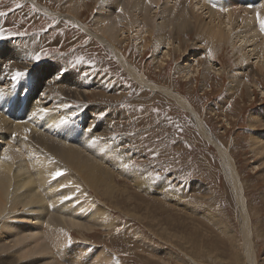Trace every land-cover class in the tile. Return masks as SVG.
I'll use <instances>...</instances> for the list:
<instances>
[{"label":"rangeland","instance_id":"374dc122","mask_svg":"<svg viewBox=\"0 0 264 264\" xmlns=\"http://www.w3.org/2000/svg\"><path fill=\"white\" fill-rule=\"evenodd\" d=\"M147 1L149 0H146V3H148ZM165 1L166 0L161 1L157 6L152 4L153 7L149 12L152 13L150 15L153 17V20L164 5L169 4V6L172 7L174 3L177 5L180 3V0H170L169 2L167 0V3H164ZM214 2L219 8L223 4L231 6L237 3L236 0H214ZM62 3L63 0H0V12L5 13V15L0 16V30H3L4 37L0 39V88L3 89V91H0V95L6 96L9 100H13L14 102H19L22 107L19 108L20 111H15L16 114H12L11 112L8 113L10 107L4 108L0 106V117L9 123L0 128V151H4L5 153H1L5 155L6 152L9 154L10 151L12 153L22 152L24 147L19 145V140H22V136L26 139L27 144H29L30 141H33L32 144L30 143V146H37L38 140H42L44 135L48 137L52 136L51 138L49 137L50 140L53 139L52 143L55 141H57L56 143L62 141L63 138L60 132L65 129V126L68 128L67 125L69 119H67V117L63 118L62 124L56 125L58 127L52 126L48 129L44 127L43 130V127L40 128V124H35V122L31 123L28 118V112L24 115V109L29 103L28 98L30 97L33 98L35 102H39L40 100L41 106L36 107V109L42 107L38 109L40 111L36 109L32 110L38 116L43 110L46 112L49 110L47 113H44L43 111L44 116H47L52 110L53 113L54 111L58 112V107L64 106L62 109L65 108V111L68 109L70 110L68 112L72 113L74 111L75 113H73L74 115H71L73 118H70V121L72 122V128L77 137L80 136L79 134H84V131H86L89 125L93 126L91 128H93L98 135L95 136L96 138H91L86 131L84 139L77 142L76 144L78 145L76 147L79 149L82 148L83 151H87L84 152V154L89 156L91 152L88 150L92 144L98 146L100 150H103V147L100 145H103L104 147L107 146L109 155L106 158L107 161L105 160L106 165L104 164L105 161L99 162V160V163H96L105 169L106 167H110L108 168V171L113 170L110 172H112V174L114 172V176L118 179H116L118 183L117 185L120 186L119 188L121 189L116 190L111 198H107L101 187V192L96 195L92 189L89 188V190L84 188V184L79 180L74 181L76 180L74 179V173H77L76 170L73 168L71 169L68 166L65 167L67 170L64 169L63 162L59 159V156L51 157L48 155L49 157H47L45 154L44 156L40 154L37 155V157H46L48 161H50V164L52 163L51 165L56 167L55 169L52 168L53 171L55 170L54 172L62 171L64 173V175L59 178H53V180L51 178V183L55 182V184H59L58 181H63L62 183L60 182V184H64L63 187H60V184L55 186H59L61 191H63V188H67L71 193L68 192L66 196H72V200L75 199L74 201L71 199L66 201H64V199L60 200L61 195L55 199V201H63V210H71L73 218H70L71 215L70 213L68 214V212L66 213L69 217L65 212L63 214V210L58 211L62 212L60 213L61 215H64L60 216L55 209L52 210L51 208L52 211L49 216L53 219L58 218L63 224L54 225L52 223L49 225L47 222L48 226L46 229L59 228V239L64 241V244L58 243L59 245L53 246L52 248L59 254L61 252H66V254H60L64 257H61L58 254L62 259L64 258V261H67V256H71L70 260L73 258L76 260L75 258L81 253V249H83V251L85 250L84 255L86 256V254H88V256H86V261L84 260L83 264H88L89 261H91L88 260L89 257H93L95 254L96 256L112 255L114 257L113 259H119L121 264H251L245 253L246 250L240 227L242 221L240 219V212L238 211L234 195L231 192V186L222 173V165L218 149H216L215 146L207 140L203 134H201L202 132H199V123L197 117L193 114L194 110H184L174 101H170L166 98L162 93L146 90L131 77L129 72L123 68L121 61L116 54H114L111 47H107L101 40L97 39V35L95 34L98 33L94 30L93 23L97 8L94 7V5H91V11L87 9V11L84 12V22H81L82 24H80L75 23L66 16L62 18L59 17V14H68L66 13L68 12L66 11V8L62 6ZM130 3L131 2H124L123 6H128ZM142 9L143 6H139V10L137 11L139 17L143 15L140 13ZM201 11L202 10H199V15L204 19L208 14H206L204 10ZM155 21L160 23L161 19L159 20L158 17ZM122 22L123 21L119 23L117 31L119 32L120 29H126L125 33H123L125 30H120V34L123 33L122 36H125L123 38V40H125L122 44L123 48L121 47L124 49L123 61H127L139 73L142 74L143 72L144 74L145 72L149 83L152 85L166 87L171 85L173 81L177 92L186 98V100L196 108V111H198L197 116L200 117L199 120L206 128V131L211 134L213 139L219 145H223L231 151L230 154L244 186L248 204L247 208L250 211L252 227L251 243L254 252V262L255 264H264V163L260 160L261 156H255L251 152V146H249V143L250 138L253 137L254 130L250 128L248 123L249 116L254 113L257 114L256 110L258 111L264 108V88L252 85L254 79H258L259 76L256 75V77H250L249 83L251 88L242 85L240 88V94H232L229 91V88L232 85L231 78L240 74L241 70L236 62L237 56L235 51L231 49V46L226 45L225 48H220L219 50L218 46L215 45L213 48H215L216 51L215 49H211L212 46L208 47L209 49L205 48L206 51L203 54V60H207V55L210 56L212 58L209 61L210 64L214 63L212 65L213 67H216L215 70L209 72L206 71L208 72L207 74L209 77L205 79L203 73L204 70L202 68L205 63H201L203 60L200 58V61L191 62V60L194 59L193 54L195 52H193V50L196 51L202 49V45H204L197 43L195 49H192V44H196L197 41L196 35H191L189 42L184 38L182 39V41L184 40L183 43L187 42L184 46L189 49V52L187 51V54H184L187 55L186 57L181 54V52L178 53L174 50L168 49L165 45L162 46L163 48L161 46L160 48L158 47L160 49L158 51L154 38L147 37V35L148 49L144 51L141 47L143 44L142 39L136 36L137 31L139 33V30L137 29L136 31L135 29L133 32V30H130L127 27L128 24H126L125 21ZM236 29H238V27ZM144 31H146V29L143 30V32ZM92 32L95 34H92ZM118 32L117 35H119ZM122 36L119 38H122ZM146 39L144 43H146ZM12 42L15 43V46L20 45L22 47H18L14 52L17 51L15 56L19 59L25 56L24 65L25 71L27 70V76L24 75L22 76L23 78L20 77L17 80L12 79V76L14 75L13 73H15L14 67L10 69L8 68V64L11 60L9 59L5 62L2 58L3 53H1L4 44H12ZM253 44L251 43L250 46ZM239 45L240 43L237 44V46ZM197 47L198 49H196ZM252 48L253 47H249L248 50H251ZM19 49L22 55H20L21 53H19ZM167 50H169V53L172 55V59L169 61L167 60L168 65L165 68H161V66L158 67V65L156 66L154 64V59L157 60V58H160L162 56L161 54H164ZM36 54H39L41 57L38 62L31 59V57ZM251 59L246 63L248 66L253 64V67L257 60L256 56ZM78 60H80L79 63H77ZM31 62L33 63L31 64ZM189 63H199L200 67L198 68L200 69V72L198 74L195 73L197 76L186 82L184 78L175 75V72L178 65H186ZM153 64L155 66H153ZM243 64H245V62ZM73 65H75V67H73ZM40 66H42V69L39 68ZM43 66L45 67L44 73L49 69H53L56 73L60 74L61 77L58 79L61 80L63 76H65L67 83H70V85L65 88V81L62 82L60 88L62 87L64 90L68 88L75 92H81V94L79 93V96H76V98L70 97L71 99L68 101L65 99L64 95L61 97V95H59V89L54 86L53 82L45 81L43 76L38 75L40 69L43 70ZM195 68L197 67L195 66ZM253 68H257V71L261 73L258 66L256 67L255 65ZM85 73H87V75H85ZM261 75L263 76H261V82L264 85V71H262ZM68 89L67 91H69ZM99 94L101 96H99ZM225 106L226 110L223 111ZM58 115L59 114H57V116ZM30 123L31 125H29ZM42 123L43 121L41 122V125ZM7 125H9V127ZM10 125L13 126L11 127ZM37 125L39 127H37ZM20 126L25 127L27 131L26 134L19 133V136L17 133L18 131L14 128ZM31 126H35L36 130ZM74 127H77V129ZM84 128L85 130H82ZM107 128H110L108 132ZM52 129L53 131L51 132ZM48 131H50L51 135ZM258 132L264 133V129L261 125L256 129V133ZM10 135L15 138H12ZM56 136H58L57 139ZM28 137L30 139H28ZM113 137L114 140L111 139ZM112 141L114 146H117H115L116 149L115 147L113 148ZM88 143H91V146H88ZM53 145H56L55 147L57 148V144L53 143ZM110 148L112 150H110ZM118 148L120 151L123 150V152H121L123 154L120 153ZM41 151L43 150H38L37 152L41 153ZM114 158H116V161H114ZM128 158L130 162L127 160ZM21 159L18 157V160L15 159L13 163L16 164L18 162L22 165L25 162V159L26 161L28 159V161L31 162V157H26L24 161L23 157H21ZM19 160L21 162H19ZM118 160L121 162H118ZM26 164L24 167L31 165V163L28 166H26ZM121 165L127 170L128 175L133 173L132 175L134 176L137 172L136 175L138 176L139 181H145L148 184L142 183L141 181L139 182L138 180L135 181L134 177L132 178V175L131 177L129 175L128 178V176H126L127 174H120L119 169L120 171L122 170ZM11 168L13 170V167ZM140 171L141 174L143 173L146 176H142ZM143 177H146V179ZM30 178L32 180V177ZM33 178H35V176H33ZM63 178L65 181L67 179V182H64ZM163 182L165 184H163ZM196 183L203 185V189L205 188L204 191L196 195L203 196L206 194L209 198L208 202L198 199L196 200V195L194 193L195 190L193 191L195 187L194 184ZM135 184L138 185L136 186ZM159 184L165 188L158 190V187H161ZM138 187L140 189H138ZM56 189L58 190V188H53V190ZM56 191L54 192H60ZM172 191L175 193L172 194ZM48 194L46 193L44 195L48 196ZM177 195L181 197H178ZM57 198H59V200ZM87 201H90L92 205ZM84 203H86L84 205L86 207L85 210L89 211L87 207L90 204L89 209L92 206L93 209L91 208L89 212L96 213L97 215L101 213L102 216L104 215L109 217V219L118 221V224H116L113 229H110V231L98 228L96 231L93 230L94 232L92 233L83 232L85 235H81L76 229H68L73 223L78 225L84 223V220L85 222L86 220L88 221V218L85 217L87 216L85 213L87 211L83 209L85 208L84 206L82 211H76L77 216H80L78 219L75 217L76 212L73 211V209H78L81 207L80 205H83ZM140 203L141 205H139ZM55 204L57 206L56 202ZM94 207L99 212H95L96 210L94 211ZM191 207L195 210L192 211V213L190 210H193V208L191 209ZM35 208L36 207H21L19 209L20 211L17 212L19 214L15 213L8 218H4V213L0 215V218L2 216V219L6 220L5 222L7 225L12 226V228L15 227L12 230L13 235H10L9 233L8 238L4 239V241L2 240V244L0 242V248L4 247V245L6 246V244L9 247L3 249L4 251L6 249L8 251H3L4 253L1 251L2 253H0V257L5 254L7 257H13V252L15 253L14 255H16L17 250H26L24 249L26 248L24 246H27V249H30L36 245L34 240L36 241L35 234L37 232H34L35 225L38 224V222H36L37 220L35 217L33 218L34 214L37 215L35 212L37 209ZM27 212H30L31 214H28ZM52 213L57 215L52 216ZM101 215L98 216L101 217ZM206 215H211L212 217L215 215L214 218H216V220L219 219L222 221L223 225L230 230L227 231L228 234L225 233L224 235L214 226L215 224L212 220H209ZM19 216H21V218ZM27 216H29V219ZM61 217H64V219ZM65 217L69 219L67 220ZM100 217L96 218L100 219ZM2 219H0V223H2ZM75 219L76 223L74 221ZM46 229H44V234L47 231ZM160 229H163L164 231H159ZM43 233L41 232L40 234ZM163 234L165 236L168 234L171 236L172 234V236H167L165 239ZM67 235H69V237ZM18 236L21 239H19ZM52 236L53 235L51 234L50 237ZM176 236L179 238L176 239ZM22 237H24L26 241L24 238L22 239ZM41 237L42 239L44 238L42 241H45V244L56 242V240H52L51 238L50 241L49 236L43 235ZM182 237L187 240H184ZM170 239L173 242L169 241ZM13 240L14 242H12ZM82 241L84 243H82ZM41 244L43 245L42 242L40 245ZM185 246L188 247L190 251L187 250L188 248ZM39 247L40 246L37 245L36 249L38 250ZM192 250H196L200 252V254L197 256ZM105 251L106 253H103ZM31 253L33 254L28 255L27 252L26 257L24 256V258L16 261L17 264H22L24 261L27 262L30 260H36L35 264H37V261L38 264H47V261L48 264H52L53 262V259L50 260L51 262L47 260L46 253H43V255L42 253L37 254L36 251H32ZM34 254L35 256H33ZM40 254L42 256H40ZM48 255L51 256V254ZM53 258H55V256H53ZM79 258L80 257H78V259ZM64 261L62 262L64 263ZM94 262L95 261L89 264H94Z\"/></svg>","mask_w":264,"mask_h":264},{"label":"bare ground","instance_id":"6f19581e","mask_svg":"<svg viewBox=\"0 0 264 264\" xmlns=\"http://www.w3.org/2000/svg\"><path fill=\"white\" fill-rule=\"evenodd\" d=\"M56 1H59V0H56ZM161 1H163V0H149V1H147L148 3H146V0H63L62 6H64V8H66V11H68L66 13H68V14H65V15L59 14L60 15L59 17L62 18L64 16H66L67 18L74 21L75 23L82 24L81 22H84L83 17L85 18V16H83L84 12H86L87 9L89 11H91V5H94V7L97 8V13H96V16L94 15L95 18L93 19L94 20L93 23H94V30L98 34H95L93 32H92V34L97 35V39L101 40L103 42V44H105L107 47H109V46L111 47L114 54H116V56L121 61L123 68L129 72L131 77L140 86H143L146 90H152V91L162 93L166 98H168L170 101L171 100L174 101L177 105L181 106L184 110H187V111H193L194 110L193 114H194V116L197 117L198 123H199L198 124L199 132H202L201 134H203V136L207 140H209L215 146L216 149H218V154H219L220 159H221L220 161H221V165H222V173L224 174L225 178L228 180V183L231 186V192L234 195V198L236 200V204L238 206V211L240 212V219L242 220L240 227H241V233L243 236V243L245 245V250H246L245 253L247 255V258L250 260L251 264H255L254 252L252 250V243H251L252 227H251L250 211L247 208L248 204H247V197H246L245 191H244V186H243V183H242L240 176L238 174L236 165H235V163L232 159V156L230 154L231 151L227 147H225L223 145H219L213 139L211 134L206 131V128L204 127L202 122L199 120L200 117L197 116L198 111H196V108H194L190 104V102L188 100H186V98H184L183 96H181L177 92L176 87L173 84V81H172L171 85H168L166 87L165 86L164 87H159V86L157 87L156 85H154V84L152 85L151 83H149L145 72H144V74H143V72L141 74L134 67H132L131 64H129L127 61H123L124 49H122L123 48L122 44L125 42V40H123V38L125 36L123 37L122 34L126 32V29L125 28L120 29L122 31L125 30V31H123L122 34H120V30L118 29L119 30V32H118L117 28H118V25L121 21H123V22L125 21L126 24H128L127 27L130 30H133V32L135 29H136V31L138 29L139 33L137 31L136 36H138L140 39H142L143 44L141 45V47L144 51L148 49L147 48L148 42H147L146 38L147 37H153L154 41L156 43V48H158V47L160 48V46L162 47L165 45L168 49L174 50L175 52H178V53L181 52V54H183V55L185 53L187 54V51L189 49H187L184 46V45H186L187 42L183 43L184 40L182 41V39L184 38V39H186V41L189 42L191 35L194 34L197 37V41H196V44L191 43L192 49H195V45H197V43L204 44V45H202L203 46L202 49H198V47H197L196 49H198V50H196V51L193 50V52H195V53L193 54L194 59L192 58L193 60H191V62L200 61V58L203 60V58H202L204 56L203 54L206 51V49L210 46H212L211 49H213V50L215 49V48H213V47H215V45L218 46L219 50H220V48H225L226 45L231 46L232 47L231 49H233V51H235V54L237 56L236 62L238 64L239 69L241 70V73L237 72V73H240L237 76L232 75L233 76V78H231L232 85L230 86L229 91L232 94L237 95V94H240V91H241L240 88L242 87V85H245L247 88H251L250 83H249L250 77H256V75H258L259 78L258 79L255 78L253 81L254 83L252 85H257L260 88H264V85L261 82V76H262L261 73H262V71H264V31L261 30L259 20L257 19V13H259V15L261 17H264V7H261V5H264V0H236L237 3L235 5L233 4L231 6H228L226 4H223L220 8L217 6V4L214 2V0H198V1L197 0H180L179 5L174 3V5L172 7H170L169 4L164 5L162 8L160 7L161 11H159L156 14V17L153 20V17H151V15H150L152 13L149 12V10L153 7L152 4H154V6L155 5L157 6ZM166 1L164 3H167ZM169 1L170 0H168V2ZM177 1H179V0H177ZM195 1H196V3H195ZM124 2H127V3L131 2V3L128 6L126 5L124 7L123 6ZM171 3H173V2H171ZM213 5H215V7H213ZM139 6H143V9L140 11V13L143 15L140 17L137 15V11L139 10ZM198 7H199V9H198ZM121 8H122V11H121ZM195 9H197V10H195ZM221 9H226V11H222ZM199 10H202V11L204 10L206 12V14H208V15H206L207 17L205 16L206 18L204 17V19H203V17L201 15H199ZM200 14H202V13H200ZM158 17H159V20L161 19L160 23H157V21H155L156 18H158ZM121 24H120V26H121ZM237 27H238V29H236ZM145 29H146V31L143 32V30H145ZM117 32L119 33V35H117ZM146 35H147V37H146ZM121 36H122V38H119ZM145 39H146V43H144ZM253 42H254V44H253ZM238 43H240L239 46H237ZM251 43L253 44L252 46H250ZM11 45H12V47H11ZM18 47L22 48L20 45L15 46V43H13V42H12V44H10V43L4 44V48L2 49L3 51L1 50V53H3L2 58L4 59L5 62H7L9 59L11 60V62L8 64L9 69L14 67L15 72L17 70H19L21 72H25V65H24L25 64L24 63L25 56L23 57L24 59L23 58L19 59L15 56L17 51L16 52H14V51ZM249 47H253V48L251 50H248ZM159 48H158V51L160 50ZM215 51H216V49H215ZM19 53H21L20 49H19ZM23 54H24V52H23ZM20 55H22V53ZM161 55L162 56L160 58H157V60L154 59V62H155L154 64L156 66L158 65V67L161 66V68H165L168 65V61L172 59V55H171V53H169V50H167L166 52H164V54H161ZM158 56H159V54H158ZM184 56L186 57L187 55H184ZM254 56H256V59H257L255 61V65H256V67L257 66L259 67V70L261 73H259L257 71V68H253V67H255V65L253 67H252L253 64L250 66L247 65L248 61H250L251 58H254ZM18 57H20V56H18ZM185 57H183V58H185ZM211 59L212 58L207 55V60L204 59L206 62L204 60L203 61L201 60L202 61L201 63H205L202 66V68L204 70L203 73H204L205 79L209 77V75L207 74L209 71L216 69V67H213V65H212L214 63L210 64L209 61ZM244 62H245V64H243ZM32 63L33 62H31V64ZM154 64H153V66H155ZM245 65H247V66H245ZM195 66L197 68H195ZM41 67L42 66H40L39 68H41ZM198 67H200L199 63H196V64L189 63L186 65H178L176 67L177 70L175 72V75H178V76L184 78L186 82L190 81L192 78L197 76V75H195V73L198 74L200 72V69ZM44 68L45 67L43 66V70H41L42 68L40 69V71L38 72L39 73L38 75L43 76L45 81L53 82L54 86L59 89V91H60L59 95H61V97H63L62 95H64L65 99L68 101L71 99L70 97L76 98V96L77 97L79 96L78 95L79 93L81 94V92H75L73 90H69L68 88L67 89L69 91H67V89L64 90V88H62V87L60 88V85L62 84V82L66 81L65 76H63V78L60 80V79H58L61 77L59 73H56L53 69H49L47 72L44 73ZM206 71H208V72H206ZM219 71H221V70H219ZM235 74H236V72H235ZM229 77H230V75H229ZM29 79H30V77H29ZM65 84H66L65 88L70 85V83H67V81ZM97 84H99V83H97ZM22 85H24V84H22ZM20 92H22V91H20ZM16 93H17V91H16ZM99 96H101V95L99 94ZM28 100H29V103L27 104L28 106L26 105V107L24 109V115L26 112H28V118L30 119L31 123L35 122V124L36 123L40 124V128L43 127V130H44V127L48 129L52 126L62 124L63 118L67 117V119H69V123H68L69 126L67 125L68 128H66V126L64 125L65 129H63V131L60 132L62 135V138H63V140H62L63 142L58 141V143H56L57 141L54 140L55 142H53V143L57 144V148L55 147L56 145H53V143H52L53 139H51V140L49 139L50 136L49 137L46 135H44V137L42 136L43 138L40 141L38 140L37 146H33V145L30 146V143L32 144L33 141L29 140L30 143L27 144L26 139H24L22 136V140L21 141L19 140L20 143L18 142L20 146L22 145V147H24V150L21 149L22 152L12 153L10 151L9 154L6 152V155H5V154H2V153H5L4 151L3 152L0 151V215L2 213H4V215H5L4 218H8V217H11V215L20 211L19 209L21 207H23V208L24 207H28V208L36 207L35 209H37V210H35V212L37 213V215H35L34 213H32V214H34L33 218L35 217V219L37 220L36 222H38V224H36V222H35V224H36L35 225V232L33 231L34 233L37 232L35 234L36 235V241L34 240V243L36 242V245L31 247L30 249H27V246H24V247H26V248L23 247L24 249H26L24 251H23V249H21L22 251L20 249L17 250L16 251L17 256L14 255L15 254L14 252L12 253L13 257H7L6 254L3 255L2 257H0V264H17L16 261L24 258V256L26 257L27 252H28V255L33 254L34 252L31 253L32 251H36L37 254L42 253V255H43V253H46L45 255L47 257V260L50 261L51 259H53L52 264L53 263L54 264H59V263H61V264H83V261L84 260L86 261V259H85L86 256H88V254H86V256L84 255L85 250L83 251V249H81V253L78 254V257H80L79 259L77 257V258H75L76 260H74V258L72 260H70L71 256L70 257L67 256L66 257L67 261L66 260L64 261L63 260L64 258L63 259L61 258L63 255L61 256L60 254H66V252H64V253L61 252L59 254V253L55 252V249L52 248L53 246L59 245L58 243L64 244V241L59 239V236H60L59 231H58L59 228H55V229H49L48 228V230L46 229L48 226L47 222L49 225H51L52 223L54 225L55 224L60 225V224H63V222L59 221L58 218L53 219L49 215H51L50 212L54 209L56 210V212L63 210V208H64L63 203H62L63 201H60V200L63 199L67 195L68 192L71 193V191H68L67 188H63V191H61L59 186L56 187L57 185L60 184L61 181H58L59 184H55V182L51 183L52 182L51 178L53 180V176H54L53 173H55L54 172L55 170L53 171V169H55L56 167L54 165H51L52 163L50 164V161H48V159L46 157H44L45 159L42 157L44 156V154L47 155V157H49L48 155H50L51 157L59 156V159H61V161L63 162V165H64L63 168L64 169H66L65 167L68 166L71 169L73 168L76 170L77 173H74L75 174L74 179H76V180H74V181L79 180L80 182H82V184H84V188L92 189L96 195H97V193L99 194L101 192V189H102L104 191L105 197L111 198L113 196V194L116 192V190L121 189V188H119L120 186L117 185L118 179L116 178V176H114V172H113V174H112V172H110L113 170L108 171V168H110V167H108V168L106 167V169H105L96 163L99 160H100L99 162L106 160L107 156L109 155V150L107 149L108 147L107 146L104 147L103 145H100L103 147V150H100L98 146H95L94 144H92V146H91V143L90 144L88 143V146L89 145L91 146V147H89V150H88L91 152V154L89 156H87L86 154H84V152H87V151H83L82 148H80V149L77 148L76 146L78 144H76V143L80 142L84 139V137H85L84 134H86V131L89 133L88 136L90 135L91 138H96L95 136H98V135L96 134V131L93 128H91L93 126L89 125L87 127L86 131H84L85 133L79 134V133H81V132H79L78 134L80 136L78 135L79 137H77L75 135V132L73 131L72 122L70 121L73 118V117H71V115L75 114L74 111L71 113V112H68V111H70L68 109H67V111L64 110L65 108L62 109V107H64V106H62V107L59 106L58 112L54 111V113H53V110H52V112H49L51 114L48 113L47 116H44V113H47L49 110H47V112L45 110H43L44 111V113H43V111L41 109L42 112H40L39 113L40 115L38 116L32 110L36 109V107H38V106H41L40 100H39V102H35L34 99L31 97L28 98ZM63 101H65V100H63ZM13 102H14L13 100H9V98H7L6 96L0 95V106H2L4 108L10 107L8 113L11 112L12 114H16L15 111L19 110V108H22V107L20 106L19 102H17V101L14 103ZM59 103H60V100H59ZM59 103H58V105H59ZM63 104H64V102H63ZM226 106L224 107L225 109H223V111L226 110ZM39 108H42V107H39ZM38 109H36V110H38ZM46 109H50V108H46ZM38 111H40V110H38ZM256 113L259 115L254 113L251 116H249V119H248V123H249L250 128L252 130H254L253 137L250 138L249 146H251L250 147L251 152L255 156H261L260 160H262V162L264 163V133L263 132L256 133V129L260 125L264 129V125H263L264 124V108L262 110L261 109L258 111L256 110ZM57 114H59V115L57 116ZM67 115H69V116H67ZM31 118H32V120H31ZM6 119H8V118H6ZM42 121H43V123L41 125ZM7 123L8 122H6L5 120L2 119V117H0V128H2ZM31 123L29 125H31ZM80 124H81V121H80ZM15 125H17V124H15ZM7 126L9 127V125H7ZM10 126L12 127L13 125H10ZM31 127L33 129L35 128V126L34 127L31 126ZM37 127H39V126L37 125ZM56 127H58V126H56ZM74 128L77 129V127H74ZM14 129L18 131V132L16 131L18 134L19 133H22V134L25 133L26 134V128L23 126L16 127ZM53 129L51 130V132L53 131ZM109 129L107 128V132L109 131ZM6 130H8V129H6ZM15 130H14V132H15ZM35 130H36V128H35ZM82 130H85V128ZM4 131H5V129H4ZM6 132H8V131H6ZM14 132H13V134H14ZM48 132L51 135L50 131H48ZM33 133H34V131H33ZM76 133H77V131H76ZM101 134H102V132H101ZM101 134H99V135H101ZM6 136H7V134H6ZM10 136L12 137V135H10ZM19 136H20V134H19ZM101 136H99V137H101ZM86 137H87V135H86ZM12 138H15V137H12ZM57 138H58V136H56V139ZM28 139H30V138L28 137ZM111 139L114 140V137ZM41 142H42V144H41ZM108 142H109V140H108ZM112 143H113V141H112ZM117 143H118V141H117ZM109 145H110V143H109ZM115 146L113 143V148ZM116 147H115V149H116ZM111 148H110V150L113 149V148L112 149ZM38 150H43V151H41V153H40V152H37ZM119 151H120V149H119ZM113 152H115V151H113ZM121 152H123V150H121L120 153ZM17 153H19V154H17ZM39 154L43 155V156L42 157L38 156L39 157L38 158L37 155H39ZM121 154H123V153H121ZM18 157H20V159H21V157H23V161L26 157H31V162L28 161V159H27V161L25 159V162L22 165L20 163H18L17 161H16L17 163L14 164L13 161H15V159L18 160ZM114 159H115L114 161H116V158H114ZM119 160H118V162H121ZM127 160L130 162L129 158ZM106 161H105V163L103 162L105 165H106ZM19 162H21V161L19 160ZM30 163H31V165L28 166ZM25 164L28 167H24ZM109 165H107V166H109ZM11 167H13V170ZM127 169H128V167H127ZM116 171H117V169H116ZM117 172H115V173H117ZM133 172H135V171H133ZM119 173L124 175V174H127L128 172L122 166V170L120 171V169H119ZM136 173L134 176L132 175L133 173L129 174V175H130V177L132 175V178L134 177L135 181H137V180L139 181ZM120 174H118V175H120ZM140 174H141V171H140ZM129 175L127 174L126 176H128V178H129ZM141 175L146 176L143 173ZM33 176H35V178H33ZM30 177H32V180ZM143 178L146 179V177H143ZM72 179H73V177H72ZM144 179H142V180H144ZM63 180H64V182H67V179L65 181V179L63 178ZM58 182H56V183H58ZM139 182H138V184H139ZM141 182L146 183L145 181H141ZM146 184H148V183H146ZM163 184H165V183L163 182ZM61 185L62 184H60V187H62L64 184L62 186ZM65 185H67V184H65ZM194 185H195V187L193 186L194 187L193 191L195 190V192H194L195 195L204 191V189H205V188L203 189V185H200L199 183H196ZM80 186H82V185H80ZM163 186H165V185H163ZM53 188L54 189L58 188V190L57 189L56 190L60 191V192L58 193L56 190H53ZM162 188H165V187H162V186L158 187V190H162ZM64 189H66V190H64ZM138 189H140V188L138 187ZM150 189H151V187H150ZM70 190H72V189H70ZM54 191H56L57 193H55ZM53 192H54V195H53ZM46 193L47 194L49 193L48 196L44 195ZM171 193L174 194L175 192L172 191ZM204 195L203 196L202 195L201 196L196 195L195 196L196 200L198 199L201 201L208 202V200H209L208 196H206V194H204ZM58 196H60V200H59V198H57L59 201H57V200L55 201L56 197H58ZM177 196L181 197L182 194H181V196H179V195H177ZM70 197H72V196H70ZM168 197H170V196H168ZM172 198H173V196H172ZM80 199H81V197H80ZM53 200L57 203V206ZM74 200L75 199H73L72 201H74ZM64 201H66V200H64ZM82 202H86V201H82ZM88 203H90V201ZM119 203H120V201H119ZM85 204L86 203H84L83 205L81 204L80 205L81 207H79L78 209H73V211H75V212L76 211L77 212L82 211V208ZM90 204L92 205V203H90ZM90 204L87 207V209L89 211L91 210V208L93 209V206L89 209ZM139 205H141V203ZM185 205H186V201H185ZM52 206L53 207L56 206V207L53 208ZM188 206H190V205H188ZM9 207H11V208H9ZM49 208H50V210H49ZM51 208H52V210H51ZM192 208L193 207H191V209ZM83 209L85 210L86 207ZM84 210H83V212H84ZM95 210H96V208L94 209V211ZM209 210H211V209H209ZM47 211H48V213H47ZM85 211H87V210H85ZM89 211H87V212H89ZM97 211L98 210H96L95 212H97ZM190 211L192 213V211H195V210L193 208V210H190ZM30 212H32V211H30ZM30 212H27V213L29 214ZM64 212L65 213L68 212V214L70 213V215H71L70 218L71 219L73 218L72 217L73 214H72L71 210H66V211L63 210V214H64ZM77 212L75 213V215H76L75 217L78 219V217H80V216L79 215L77 216ZM87 212H85L87 214V216H85L86 214L83 216L87 217L88 221L86 220V222H85V220H84V223L78 224V225L73 223V224H71V226L68 227V229H72V230L76 229L77 232L81 233V235H85V233H83V232L92 233V232H94L93 230L96 231V229H98V228H102L104 230L110 231V229H113L114 226H116V224H118V221L113 220V219H109V217H106L104 215H103L104 216L103 217L101 215V213L98 215H101L102 218L100 216H98L96 213L94 214L93 212H89V213H87ZM60 213H62V212H58L57 214L62 216L63 214L61 215ZM148 213H149V211H148ZM17 214H19V213H17ZM57 214H53L52 216L57 215ZM102 214H104V213H102ZM203 214H204V212H203ZM150 215H151V213H150ZM206 216L208 217L209 220H212V222L215 224L214 226L217 227L224 235H225V233H227V231H230L227 229V227H225L223 225L222 221H220L219 219L216 220V218H214L215 215L213 217L211 215L210 216L206 215ZM19 217L21 218V216H19ZM28 217L29 216H27V218ZM68 217H69V215H68ZM96 217H100L101 220L99 218H96ZM61 218L64 219V217H61ZM0 219H2V216ZM22 219H24V218H22ZM65 219L68 220L69 218L65 217ZM98 220H100V221H98ZM5 221L6 220L2 219V223H0V242L2 240L4 241V239L8 238L9 233H10V235H13L12 230L15 228V227L12 228V226L7 225V223ZM32 221H33V219H32ZM74 221L76 223V219ZM224 224H226V223H224ZM57 227H59V226H57ZM217 228H215V229H217ZM44 229L47 230L45 232V234L43 233L45 231ZM152 230H153V228H152ZM161 230H163V229H160L159 231H161ZM41 232L43 234H40ZM165 232H166V229H165ZM51 234L54 237L53 236L50 237ZM152 234H153V232H152ZM164 234H163V236H165ZM174 234H176V233H174ZM40 235L41 236H43V235L49 236V240L51 238L52 240H56V242L51 243V244L50 243L45 244L44 243L45 241H42L44 238L42 239V237ZM19 236H20V234H19ZM67 236L69 237V235H67ZM139 236H137V237H139ZM167 236H170V235L168 234ZM167 236H165V239L167 238ZM171 236H172V234H171ZM20 237H19V239H21ZM173 237H175V236H173ZM23 238L24 237H22V239ZM177 238H179V237L176 236V239ZM182 238H184V237H182ZM27 239H28V237H27ZM185 239L186 238H184V240ZM24 240H25V238H24ZM166 241H168V240H166ZM169 241H171V239ZM2 242H1V244H2ZM12 242H14V240ZM41 242L43 243V245L42 244L40 245ZM65 242H66V240H65ZM171 242H173V241H171ZM171 242H169V243H171ZM182 242H183V239H182ZM82 243H84V242L82 241ZM192 243H193V241H192ZM183 244H186V243H183ZM37 245L40 246L38 250L36 249ZM5 247H8L7 244H6V246L4 245V247L0 248V253H2L4 251L3 249ZM10 248H11V246H10ZM176 248H177V246H176ZM186 248H188V247H186ZM187 250L190 251L189 248ZM5 251H8V250L6 249ZM87 251H88V249H87ZM98 251H99V249H98ZM100 252H98V253H100ZM192 252L194 254H196L197 256L200 254V252H198L196 250H192ZM47 253L51 254V256H49ZM103 253H106V251ZM58 254L61 257H59ZM42 255L40 254V256H42ZM89 255H90V253H89ZM186 255H187V253H186ZM33 256H35V254ZM53 256H55V258H53ZM36 257H38V256H36ZM30 258H28V259H30ZM33 258H35V257H33ZM113 258L114 257L112 255H110V256H108V255L96 256V254H95V256H93V257L90 256L88 260H91V261H89V263H92L93 261H95L94 264H121L119 259H117V258L113 259ZM62 261H64V263ZM35 262H36V260L35 261L30 260L27 262L24 261V263H22V264H35ZM45 263H46V261H45ZM37 264H38V261H37ZM47 264H48V261H47Z\"/></svg>","mask_w":264,"mask_h":264},{"label":"snow or ice","instance_id":"6c2138e0","mask_svg":"<svg viewBox=\"0 0 264 264\" xmlns=\"http://www.w3.org/2000/svg\"><path fill=\"white\" fill-rule=\"evenodd\" d=\"M19 6V5H18ZM213 7H215V5H213ZM261 7H264V5H261ZM222 11H226V9H221ZM121 11H122V9H121ZM3 15H5V13L4 12H0V16H3ZM257 19L259 20V23H260V27H261V30L262 31H264V17H261L260 15H259V13H257ZM21 34H23V33H21ZM2 38H4L3 37V30H0V39H2ZM31 59H33L34 61H40V59H41V57H40V55L39 54H36V55H33L32 57H31ZM80 62V60H78L77 61V63H79ZM73 67H75V65H73ZM27 74V70L25 71V72H21V71H19V70H17L15 73H14V75L12 76V79L13 80H17L18 78H20V77H22V76H24V75H26ZM85 75H87V73H85ZM0 91H3V89H0ZM27 131V130H26ZM62 175H64V173L62 172V171H56L55 173H54V179L55 178H59V177H61ZM63 187V186H62ZM64 200H69V199H72V197H70V196H65L64 198H63Z\"/></svg>","mask_w":264,"mask_h":264}]
</instances>
